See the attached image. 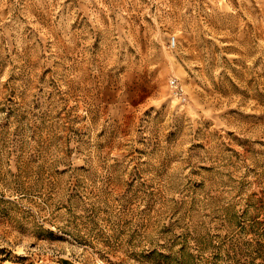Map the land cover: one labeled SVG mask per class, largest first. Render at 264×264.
Here are the masks:
<instances>
[{
	"label": "rangeland",
	"instance_id": "374dc122",
	"mask_svg": "<svg viewBox=\"0 0 264 264\" xmlns=\"http://www.w3.org/2000/svg\"><path fill=\"white\" fill-rule=\"evenodd\" d=\"M0 264H264V0H0Z\"/></svg>",
	"mask_w": 264,
	"mask_h": 264
},
{
	"label": "built area",
	"instance_id": "2783aa9c",
	"mask_svg": "<svg viewBox=\"0 0 264 264\" xmlns=\"http://www.w3.org/2000/svg\"><path fill=\"white\" fill-rule=\"evenodd\" d=\"M169 45L171 47H174L175 46V39L174 38L170 39ZM168 87L171 90L172 94L177 99H179V101L185 102V97H184V94H183V89H182V87L180 86V84L178 83V81L176 79H173V78L170 79L169 82H168Z\"/></svg>",
	"mask_w": 264,
	"mask_h": 264
}]
</instances>
